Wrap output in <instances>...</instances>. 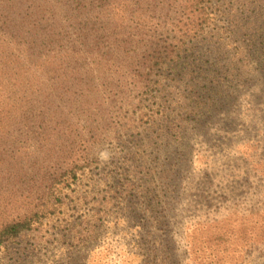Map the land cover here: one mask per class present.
Listing matches in <instances>:
<instances>
[{
  "label": "trees",
  "instance_id": "obj_1",
  "mask_svg": "<svg viewBox=\"0 0 264 264\" xmlns=\"http://www.w3.org/2000/svg\"><path fill=\"white\" fill-rule=\"evenodd\" d=\"M212 2L0 0V250L55 215L98 162L95 148L109 140L144 130L155 139L187 137L224 99L227 117L207 123L232 140L228 147L237 141L231 114L264 108L254 91L256 80L264 85V0ZM256 128L262 163L264 123ZM224 144L208 156L222 158ZM141 153L122 157L126 169L153 166ZM250 171V204L211 217L214 247L204 243L193 264H248L253 247L264 264V199L257 195L264 176ZM153 251L148 241L134 254L149 264ZM172 254L175 248L161 251L162 263Z\"/></svg>",
  "mask_w": 264,
  "mask_h": 264
},
{
  "label": "rangeland",
  "instance_id": "obj_2",
  "mask_svg": "<svg viewBox=\"0 0 264 264\" xmlns=\"http://www.w3.org/2000/svg\"><path fill=\"white\" fill-rule=\"evenodd\" d=\"M223 3L230 0H213L211 5ZM223 19L217 17L219 26ZM256 84L257 102L264 104V85L257 80ZM229 105L221 99L218 108L198 122L187 137L176 139L167 134L164 139H155L151 130H144L121 143L109 140L96 147L98 162L80 177L76 193H70L42 228L24 233L2 248L0 264H139L136 245L148 241L154 250L151 257L157 255L149 264H163L161 251L167 247L175 248L177 255L172 254L166 264H193L204 243L208 251L214 247L209 242L213 234L206 228L211 217L223 215L226 206L241 211L243 201L250 204L251 192L246 185L248 175L254 176L250 170L257 167L264 176V162L256 156L262 140L257 141L259 132L254 129L264 123V108L260 106L251 116L231 114L228 122L233 121L239 129L237 141L228 147L232 140L226 141L224 134L215 135L207 122L220 123L227 117ZM150 137L153 139L148 141ZM221 142L228 148L222 150V158L208 156ZM141 152L152 157L153 166L146 169L137 164L126 169L122 157L138 158ZM151 174L154 178L148 180ZM257 190L264 193V184ZM257 195L264 199V194ZM208 211L214 215L209 216ZM81 229L85 234L79 239L76 233ZM249 251L251 261L247 263L257 264L259 247Z\"/></svg>",
  "mask_w": 264,
  "mask_h": 264
}]
</instances>
